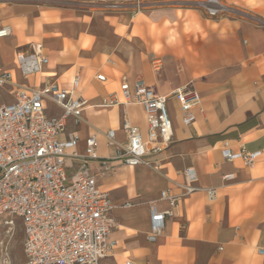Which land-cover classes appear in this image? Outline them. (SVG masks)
Masks as SVG:
<instances>
[{
	"label": "crops",
	"instance_id": "1",
	"mask_svg": "<svg viewBox=\"0 0 264 264\" xmlns=\"http://www.w3.org/2000/svg\"><path fill=\"white\" fill-rule=\"evenodd\" d=\"M47 1L31 5L30 0H0V26L11 27L0 41L16 39L7 52L11 62L0 68L13 67L17 50L40 41L49 61L39 81L47 74L46 79L69 87L78 75L76 92L86 101L83 121L67 130L73 120L68 118L62 135L75 133L78 151H83L85 137L97 131L98 153L109 155L112 149L102 132L113 128L116 140L123 142L120 124L125 119L145 133L139 104L99 106L109 92H118L122 78L130 85L141 81L166 96L189 84L201 98V110L188 127L180 121L177 102L168 100L172 140L155 157L154 167L117 165L97 177L109 198L113 195L115 227L109 237L116 245L104 264L127 259L136 264H264V0H220L226 9L216 16L198 9V0H138L143 8L135 7L136 0H106L121 3L122 11L58 9ZM41 12L51 14L39 19ZM78 60L98 66L91 81L96 95L90 99L83 95L80 66L63 79ZM99 73L104 81L96 79ZM108 79H118L116 89L105 88ZM224 141L235 150L260 151V156L252 166L226 161L221 155ZM67 163L71 174L76 163ZM89 165L97 171L98 160ZM186 169H191L189 177ZM185 185L194 191L187 192ZM208 187L217 189L214 201L205 195ZM162 190L177 195L178 201L151 242L150 203L169 208L159 199Z\"/></svg>",
	"mask_w": 264,
	"mask_h": 264
},
{
	"label": "built area",
	"instance_id": "2",
	"mask_svg": "<svg viewBox=\"0 0 264 264\" xmlns=\"http://www.w3.org/2000/svg\"><path fill=\"white\" fill-rule=\"evenodd\" d=\"M194 4L208 16L226 9L220 0H198ZM10 33L9 25L0 26V38ZM44 49L40 41H32L27 50L14 53L13 67L0 68V230L7 236L16 227L21 228L24 264H104L116 245L109 237L115 221L110 215L108 191L98 184L97 177L117 165L154 167L155 157L172 140L168 100L174 98L177 102L180 121L188 127L201 110V98L189 84L166 96L141 81L130 85L122 78L118 92H109L99 106L139 104L146 117L145 133L125 119L120 124L123 142L116 140L113 128L102 132L112 149L109 155H99L97 131L85 137L80 152L75 133L62 138L68 118L83 121L86 101L76 92L79 77L74 75L69 87L46 79L47 74L39 81L49 61ZM96 79L104 81L105 75L96 74ZM7 97L11 100H5ZM50 105L59 113H51ZM221 155L226 161L240 160L252 166L260 151L244 147L235 150L224 141ZM69 159L76 163L71 174ZM92 160H98L95 172L89 165ZM190 170L185 171L188 177ZM185 188L187 192L195 189L190 185ZM205 195L214 201L218 196L216 187L205 188ZM159 199L169 208L160 210L150 203L147 239L151 242L163 229L165 217L173 214L178 196L162 190ZM0 245L5 242L0 240ZM124 264L136 263L127 259Z\"/></svg>",
	"mask_w": 264,
	"mask_h": 264
},
{
	"label": "rangeland",
	"instance_id": "3",
	"mask_svg": "<svg viewBox=\"0 0 264 264\" xmlns=\"http://www.w3.org/2000/svg\"><path fill=\"white\" fill-rule=\"evenodd\" d=\"M27 1V0H26ZM31 5H38L41 3V0H30L29 2ZM47 5L51 6L53 8H63V9H90L92 11L96 10H115V11H122L125 8L121 6V3L117 2H108L106 0H91V1H79V0H49L47 1ZM136 8H139L143 6V3L139 2L138 0L134 3ZM143 8V7H141ZM51 14L50 12H41L39 19H43L45 15ZM40 22V21H39ZM35 36H39V32L35 31ZM20 40V39H18ZM16 42V39H10L9 41L1 42L0 41V66L4 67L5 65L9 64L11 62V56L8 52L10 46ZM90 43V42H88ZM4 49L7 50L4 52ZM80 66L81 69H83V95L90 99L96 95V90L91 84L92 78L94 77V74L96 70L98 69V66L89 65L86 64L80 60L77 61L75 64V67H71L66 73L65 78L68 79L77 68ZM119 79V78H118ZM118 79L116 81H112L111 79H108V82L105 85V88L109 90L116 89L118 86ZM9 100V99H5ZM52 112L57 113L58 110L55 107H52ZM105 110L101 111L104 113ZM80 123H77L74 120H69L67 130H72L75 128L80 127ZM116 193V192H114ZM113 197V195H110V198ZM22 239L23 234L20 227H16L11 235L5 236L2 231L0 230V240L5 242V245H0V264H24L25 257L22 252ZM125 258H122V261Z\"/></svg>",
	"mask_w": 264,
	"mask_h": 264
},
{
	"label": "bare ground",
	"instance_id": "4",
	"mask_svg": "<svg viewBox=\"0 0 264 264\" xmlns=\"http://www.w3.org/2000/svg\"><path fill=\"white\" fill-rule=\"evenodd\" d=\"M10 36H12V34H11ZM10 36H9V37H7V38H5V40H8V38H10Z\"/></svg>",
	"mask_w": 264,
	"mask_h": 264
}]
</instances>
